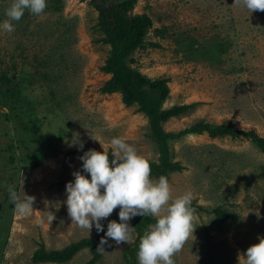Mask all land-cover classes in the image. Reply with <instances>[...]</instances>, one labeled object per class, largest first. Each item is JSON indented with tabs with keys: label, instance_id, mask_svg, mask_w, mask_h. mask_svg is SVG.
I'll return each mask as SVG.
<instances>
[{
	"label": "rangeland",
	"instance_id": "obj_1",
	"mask_svg": "<svg viewBox=\"0 0 264 264\" xmlns=\"http://www.w3.org/2000/svg\"><path fill=\"white\" fill-rule=\"evenodd\" d=\"M12 2L0 0V22ZM132 13L151 17L147 43L159 45L137 50L133 67L169 79L165 109L196 105L166 122L167 132L232 123L264 140V11L251 13L235 0H137ZM13 23L14 31L0 30V264H34L41 244L62 250L99 236L94 226L89 231L72 222L63 203L66 184L82 168L78 151L112 153L111 139L122 137L150 161L159 153L138 105L103 93L111 48L102 42L92 0H47L43 14L26 10ZM72 139L83 150L69 146ZM171 148L184 167L167 177L171 198L193 193L196 228L174 264H239V255L264 236V141L205 133L172 141ZM35 152L45 156L40 167L31 164ZM10 187L35 197L32 211L14 210ZM219 208L231 216L221 221ZM49 211L56 217L51 222ZM136 238L135 231L128 243L109 238L96 264H127L125 251ZM92 258L85 249L64 264Z\"/></svg>",
	"mask_w": 264,
	"mask_h": 264
},
{
	"label": "clouds",
	"instance_id": "obj_2",
	"mask_svg": "<svg viewBox=\"0 0 264 264\" xmlns=\"http://www.w3.org/2000/svg\"><path fill=\"white\" fill-rule=\"evenodd\" d=\"M251 13L264 11V0H235ZM47 7V0H13L6 11L7 19L0 22V30L14 31V21H20L25 11L41 15ZM83 150V143L72 139L69 146ZM113 151L109 153L89 149L79 159L81 170L73 173L74 180L66 184L67 213L72 222L89 231L105 232L102 219H107L119 206V222L111 220L101 238L97 250H104L109 238L116 244L128 243L135 228L130 220L135 216L153 215L159 217L154 225L141 237L137 258L139 264H174L173 255L192 235L194 228L193 193L186 191L172 200L169 180L160 176L151 177V163L137 152L134 145L122 137L111 139ZM14 210L22 215L33 210L35 197L24 192L17 195L9 188ZM171 200V202H170ZM164 213L161 215V213ZM49 221L56 219L49 211ZM259 243L248 247L239 255V264H264V236Z\"/></svg>",
	"mask_w": 264,
	"mask_h": 264
},
{
	"label": "trees",
	"instance_id": "obj_3",
	"mask_svg": "<svg viewBox=\"0 0 264 264\" xmlns=\"http://www.w3.org/2000/svg\"><path fill=\"white\" fill-rule=\"evenodd\" d=\"M99 12V28L105 37L102 42L111 48L110 56L102 68L103 72L111 75V79L105 84L103 93L122 95L126 106L138 105L139 112L145 114L149 119L150 138L156 144L159 153L157 162L151 163V177H169L171 174L184 170L182 164L175 162L172 156L171 142L185 136L203 135L207 133L211 138L230 136L238 138L244 136L254 142L263 144L257 134L252 131L246 132L232 123L221 125L198 122L192 127L180 132H167L164 124L172 118L186 114L196 105H178L169 109L164 108V104L170 96L169 79H151L143 74L139 69L133 67L135 60L134 53L139 49H145L147 45L159 47L157 43H147V37L153 28V21L148 14H133L137 0H111L108 5H98L96 0H92ZM86 151H78L82 156ZM111 158V153H109ZM41 152L32 154L30 160L33 167H40L45 161ZM119 207V206H118ZM120 208L114 217L109 218L104 225L105 232L107 224L111 220L119 221ZM217 217L223 221L231 214L219 208L216 211ZM158 219L152 215L136 216L134 228L137 234L134 246L127 248L125 257L127 264H139L137 254L141 237L149 229V226L156 223ZM105 232H100L99 236L83 239L73 243L62 250L48 251L44 244L35 251L32 256L34 264H64L68 263L82 250L90 249L93 254L92 260L88 264H96L100 261L102 254L97 250L101 238Z\"/></svg>",
	"mask_w": 264,
	"mask_h": 264
}]
</instances>
